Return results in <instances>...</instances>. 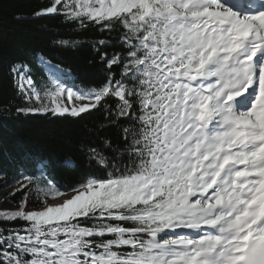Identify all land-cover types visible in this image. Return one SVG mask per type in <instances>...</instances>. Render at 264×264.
<instances>
[{
	"label": "snow or ice",
	"instance_id": "obj_1",
	"mask_svg": "<svg viewBox=\"0 0 264 264\" xmlns=\"http://www.w3.org/2000/svg\"><path fill=\"white\" fill-rule=\"evenodd\" d=\"M33 15L107 33L91 42L102 79L70 83L39 57L38 83L14 63L39 105L17 112L100 113L97 135L117 137L86 145L106 175L22 177L38 199L0 210L22 222L0 229V264H264V0H51Z\"/></svg>",
	"mask_w": 264,
	"mask_h": 264
},
{
	"label": "trees",
	"instance_id": "obj_2",
	"mask_svg": "<svg viewBox=\"0 0 264 264\" xmlns=\"http://www.w3.org/2000/svg\"><path fill=\"white\" fill-rule=\"evenodd\" d=\"M50 3L51 0H0V183L8 186L27 184L22 177L39 176L41 168L46 172L44 182L50 180L69 187L89 175H106L89 161L86 145L97 146L103 138L115 141L117 137L115 128L97 135L102 120L100 113L76 119L53 117L50 113L17 112L29 104L18 94L10 74L14 63L28 65L38 83L46 79L39 57L70 70V83L91 86L102 79V69L91 42L108 34L98 27L82 29L65 22L62 15L34 17V13ZM60 41L79 44L70 47L61 45ZM68 161L72 162L71 167L66 166ZM14 180L20 183H11ZM35 190L30 186L24 191L3 194L0 200L7 199L12 205H18L26 193ZM21 226L22 222L0 223V229Z\"/></svg>",
	"mask_w": 264,
	"mask_h": 264
},
{
	"label": "rangeland",
	"instance_id": "obj_3",
	"mask_svg": "<svg viewBox=\"0 0 264 264\" xmlns=\"http://www.w3.org/2000/svg\"><path fill=\"white\" fill-rule=\"evenodd\" d=\"M29 106L38 107L39 105L36 103V101L33 100L31 102V104L28 105V107ZM29 114H32V113H29ZM19 188H20V185L8 186L6 184H1L0 183V196L3 195V194H6V193L14 192V191L18 190ZM27 195L31 198L33 203H35V201L38 199L36 190L31 192V193H28ZM18 207H19V204L18 205H12L9 202V200H7V199H1L0 200V210H3V209L13 210V209H16Z\"/></svg>",
	"mask_w": 264,
	"mask_h": 264
}]
</instances>
